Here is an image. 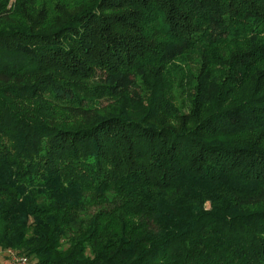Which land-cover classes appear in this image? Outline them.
<instances>
[{
    "label": "trees",
    "instance_id": "1",
    "mask_svg": "<svg viewBox=\"0 0 264 264\" xmlns=\"http://www.w3.org/2000/svg\"><path fill=\"white\" fill-rule=\"evenodd\" d=\"M0 248L264 264V0H0Z\"/></svg>",
    "mask_w": 264,
    "mask_h": 264
},
{
    "label": "built area",
    "instance_id": "2",
    "mask_svg": "<svg viewBox=\"0 0 264 264\" xmlns=\"http://www.w3.org/2000/svg\"><path fill=\"white\" fill-rule=\"evenodd\" d=\"M0 257V264H29L25 255L12 248H0Z\"/></svg>",
    "mask_w": 264,
    "mask_h": 264
},
{
    "label": "rangeland",
    "instance_id": "3",
    "mask_svg": "<svg viewBox=\"0 0 264 264\" xmlns=\"http://www.w3.org/2000/svg\"><path fill=\"white\" fill-rule=\"evenodd\" d=\"M199 56V55H198ZM195 57H197V55H195ZM1 258V257H0ZM29 264H33V262L32 261H29Z\"/></svg>",
    "mask_w": 264,
    "mask_h": 264
}]
</instances>
